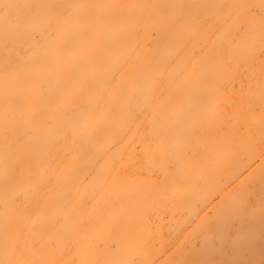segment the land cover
Returning a JSON list of instances; mask_svg holds the SVG:
<instances>
[{"label":"bare ground","instance_id":"1","mask_svg":"<svg viewBox=\"0 0 264 264\" xmlns=\"http://www.w3.org/2000/svg\"><path fill=\"white\" fill-rule=\"evenodd\" d=\"M0 264H264V0H0Z\"/></svg>","mask_w":264,"mask_h":264}]
</instances>
